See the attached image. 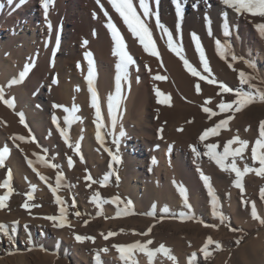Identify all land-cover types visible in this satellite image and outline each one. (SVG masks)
<instances>
[{
  "label": "rangeland",
  "instance_id": "rangeland-1",
  "mask_svg": "<svg viewBox=\"0 0 264 264\" xmlns=\"http://www.w3.org/2000/svg\"><path fill=\"white\" fill-rule=\"evenodd\" d=\"M241 17H243L242 19L247 18L246 20L250 19L257 25H264V16L244 12L241 13ZM226 28L230 31V29H235L236 25H227L222 29L220 27L215 32L222 36L223 33L225 34ZM209 31L210 29L204 26L200 31L202 34H200L199 30L194 31L193 27L188 28L183 23H181L179 33L176 25L171 29L173 40L182 45L185 58L201 75L207 76L208 73L204 72L200 64V57L196 52L195 45L192 39L191 41L189 39L192 38L191 34L194 32L200 34L199 42L211 69L209 78L214 77L217 83L210 84L207 80H201L199 76H193L192 84L188 86L189 89L191 88V93L185 94L179 92L174 81L170 83L171 87H158L151 81L153 73H148L150 68L146 67L147 63L143 65L142 71L140 70L142 75L141 73L138 75L141 78L146 77L147 83H150L136 89L131 99L134 100L131 101L132 108H126L129 110L126 112L130 117L129 125L126 128L130 129L132 126L133 130L131 133H124V144L119 142V163L113 162L109 152L105 151L107 148L113 154H117V145L113 143L115 138L106 121L107 97L114 94L115 88L101 84L102 78H99L96 84V90L100 93L98 94L100 102L104 104H100L104 123L101 136L106 142V146L104 142L101 145L97 141L101 146L100 151L103 150L101 152L103 155H100L103 163L94 161L93 165L90 153L80 140L79 156L64 143L57 124L61 129L67 127L71 144H75L77 141L73 131L62 120L57 119V124L52 123L54 100L42 99L37 95L41 88H44L43 78L38 81L39 84L27 88L30 89L27 96L36 98L33 104L27 103L26 97L21 98L19 93L16 96L17 100L10 97L13 88L15 90L17 85H13L11 88L6 85L13 78H18L19 73L24 69L25 59L23 58L25 62L22 59L21 66L13 68V71L9 68L5 71L6 73L0 70V87L5 88V98H13L15 104L14 108H9L0 102V148L8 147L12 160H17L18 164L23 166L22 168L21 165L19 166V172L20 170L24 172H20L19 176L16 175L13 165L8 160H5L4 166L0 167V184L8 177L9 169L12 173L9 179L11 193H8L7 188L0 187V196L7 193L6 207L0 209V222L6 224L10 229L7 236L0 233V264H98L97 257L99 264H125L113 245H127L136 241L144 243L147 240L153 241L148 246L151 249L157 248L160 244L171 249V254L176 257L175 264H188L190 258L192 264H264V223H261V220H264V200L260 198V190L264 188V175H257L255 171L244 175L242 177L244 192L241 193L233 185V181L236 179L235 173L222 171L214 161L203 154L207 151L205 148L207 143H215L216 151L223 152V145L228 140L239 137L241 140L248 141V146L244 150L243 159L236 158L237 166L241 170L245 165L253 169L260 168L259 162L252 159L251 148L260 138V122L264 121V102L256 101L240 112L230 110L222 113L217 105L221 100L230 103L235 98L231 93L222 92L219 83H223L233 90L240 87L248 90L247 85L241 86L238 79L239 72L244 71L246 74L256 76V79L251 81L255 86L252 91L255 92L256 89L264 90V75L260 72L259 65L253 64L254 70L248 68L243 62L247 60L243 54L237 55L241 59L232 63V68L226 61H221V65L216 62L212 50L213 32L211 31L210 35ZM243 41L247 44V41ZM162 44H164L165 53L170 52L165 40L161 41ZM170 53L175 55L173 52ZM176 58H178L181 67L187 70L182 64L183 61L178 56ZM78 59L84 62L83 58L66 60L65 65L72 63L67 66L68 72L77 71L80 61ZM114 73L110 74V78H115ZM54 74L52 72L49 76L51 82L57 76ZM173 84L175 85L173 86ZM196 85L200 86L199 92L196 91ZM140 88L142 89L140 90ZM154 89H159L163 96L158 98ZM170 90L173 95L170 94ZM106 91L107 93H105ZM46 92L48 93V91ZM120 95L121 100H124L123 89ZM165 96L169 98L168 103H158V99L162 100ZM136 104L142 105L143 114H140ZM78 107L79 113L76 115L82 116L83 124L87 125L88 123V126L96 129L93 122L95 110L91 104ZM104 107H107L106 110L102 109ZM204 107L210 108L216 114L209 119V113L203 111ZM17 113H23L27 127L19 122ZM39 113L44 118L42 130L32 119ZM229 116L233 118L229 120L227 128H221L218 135H209L203 143L199 141V136L205 129L214 127L220 120L227 119ZM46 119L49 120V129H45L47 127L44 125ZM52 128L56 134L53 140L55 143L50 142L47 138ZM17 136H23L25 140H16ZM17 145L19 146L17 147ZM170 145L171 147H169ZM190 145L196 147L200 153L199 156L192 152ZM239 146V144H233L230 147L237 148ZM158 147L169 149L165 151L170 152L173 161L170 162L169 167L159 168V170L152 162V158L159 151ZM259 151L262 150L258 149V153ZM129 152L132 158H128ZM34 153L43 156L46 163L55 164L58 167L52 168L46 166V163L36 162L37 156ZM71 156L72 159H75L72 160V166L69 167L68 158ZM231 159L229 157L226 163H230ZM28 160L33 161L32 167H29ZM33 167L36 172H33ZM198 167L210 177L211 185L219 201V211L224 215L223 223L212 215L210 197L200 179V173L197 172ZM37 172L43 175L46 180L42 181ZM57 172L63 173V180L61 187L57 190V196L64 201L65 218L71 227H54L55 222L44 218L53 215L60 216L59 209L62 205L55 203V197L49 188V185L56 186ZM105 175H108L109 179L102 187L99 181ZM86 176H91L92 179L86 180ZM127 178H131L133 182L141 185L144 184L146 197L142 198L140 195L138 200L131 193L125 192L123 186ZM32 185L35 186L34 191L31 190L30 186ZM89 185L91 186L89 187ZM178 185H183L187 191L190 210L185 207L177 191ZM30 191L32 199L28 198ZM96 193L99 194L102 201H111L113 197L118 196L123 203L119 205L111 202L102 203L101 207L97 208L91 199ZM129 200L132 202L131 212L134 214L117 216L118 209L122 211ZM25 202L29 205H39V207L25 209L22 207ZM153 204L156 205L155 215H145L146 212L153 211ZM253 204H255L260 219L252 218ZM165 206L169 209L167 214L161 211ZM76 212H79L80 215H75ZM98 212L102 214L98 215ZM186 213L194 219L182 220L181 217ZM13 221H18V223L13 225ZM205 224L216 227H205ZM12 228L15 230L11 231ZM149 228H151V232L147 236L142 235ZM109 232H114L116 235L105 240L104 236ZM75 235L90 236L95 239L94 242L91 240L77 242ZM208 237L218 242L220 247L217 248L215 244L209 245L210 255L205 257L200 249ZM105 248L108 249L107 252L101 251ZM193 254H195L194 257ZM134 259L136 264H149L148 258L143 253H135ZM152 264H174V262L162 254H157L153 258Z\"/></svg>",
  "mask_w": 264,
  "mask_h": 264
},
{
  "label": "bare ground",
  "instance_id": "bare-ground-1",
  "mask_svg": "<svg viewBox=\"0 0 264 264\" xmlns=\"http://www.w3.org/2000/svg\"><path fill=\"white\" fill-rule=\"evenodd\" d=\"M180 2L184 12L180 23L187 25L188 28L193 27L194 31L197 29L199 32L204 26L209 28V24L206 22L205 17L207 16L209 18L210 31L213 32L211 33L214 39L212 41L213 57L216 59V62L220 63L221 61H225L218 56L216 51V41L219 40L223 45L228 46L236 56L238 54H243L252 64L259 65V70L264 75V41L260 32L257 30L256 23L250 21V19L246 20L247 18L245 19V17L242 19L243 17H241V14H237L233 9L222 5L219 0H180ZM146 3H148L150 11L154 14L158 13L160 21L171 31L177 23L175 7L171 3V0H159L158 3L157 0H146ZM0 4L4 5V8L0 9V70L5 72L8 68L10 70L15 67L19 68L23 58L26 61L25 62L23 59L25 65H34L31 67V71L26 75V79L21 82L22 84H16L15 90L13 88L11 93L12 96L10 97H13L14 100H17L16 96L17 93H19L21 98L26 97L25 101L27 103L31 102V104H33L36 98L35 96L33 98L27 96L30 91V89L27 88L39 84L38 81L43 78L42 82L44 83V88H41V91H39L37 95L42 99L47 98L49 100H54L55 105H61L62 108L54 107L53 116H56L57 119L65 123L64 108L70 110L73 105L83 107L90 103V93L88 92L87 82L85 80L88 72V61L85 58V52H90L92 54L96 72L95 87L98 79L102 78L101 84H106L108 87L115 88V78H110V74L112 72L116 73L115 63L117 58L112 54L114 44L111 34L106 27L109 19L112 20L120 31L125 40L127 51L135 62L133 65L129 66V83L124 84L122 82V89L124 90L125 96L124 100H120L119 107L113 112V116L116 118L115 127H112L111 118H109L108 113L106 117L107 120L104 119V122L107 121L109 129L115 139L118 138L119 142L124 144L125 135L121 136V131H123V133H131L133 130L132 126L130 129L126 128L129 125L128 120H130L129 113L126 112V110L129 111L128 109L132 108L131 101L134 100L131 99L136 89L150 83H147L146 77H139L142 71L141 68L146 63V67L150 68L148 73H153V77L157 75L166 77L164 80H154L151 78V81L157 84L158 87H171L170 83L174 81L176 84L175 87L180 90L179 92H184L185 94L191 93V88L189 89L188 86L192 84L193 75L181 67L178 58H176L177 56H175L176 54H173V56L170 53L171 51L168 52L167 50L168 54L167 52L165 53V48L163 49L164 44H162V46L161 41H166L167 37L163 36L162 31L156 27L155 15L148 17L146 22L152 32V38L155 41L159 58L144 51L138 39L133 37L127 26L119 17V14L112 8L109 0H99V2L98 0H51L47 17H45L44 9L41 7V0H13L12 5H8L7 0H0ZM193 4H195L196 7H193ZM17 5L19 6L17 7ZM133 5L137 9V13L143 19V12L139 7V0H133ZM105 13H107V15H105ZM223 13H227L226 17ZM227 25H236V28L230 29V31L226 28V31H229L228 35L223 33L222 36H219L216 33L217 30H219L220 27L221 29L225 28ZM194 33L200 39V34L202 33ZM189 39L191 41L192 38ZM242 39L247 41V44H245ZM85 40L87 41L86 45L84 44ZM69 58L84 59V62L78 59L80 60L79 66L77 67L78 72L75 71L70 73L67 71V66L72 64L65 65L66 60ZM226 62H228L227 64H234L236 61L232 62L229 57ZM52 72L57 75L54 78L57 81L55 84H52L50 81L49 76ZM142 79L144 80L141 81ZM175 84H173V86ZM141 89L142 88H140V90ZM46 91H48V93ZM105 93H107V91ZM138 98H140V96H138ZM104 99H106V96H104ZM137 106L135 107L136 109ZM106 108L104 107L102 109L106 110ZM81 110L80 108V111ZM138 110L140 114H143L142 105L138 106ZM81 118L82 116L80 120L74 122V125L71 123L67 126L73 131L74 138L80 140L90 153V160L93 165L96 161L100 163L102 161V156L100 155L103 150L100 151L99 149L101 146L97 143L96 129L88 126V123L87 125L83 124ZM32 119L37 123V127L42 130L44 118L41 116V113L34 116ZM48 122L49 120L46 119L44 125H47V127L45 129H49ZM55 135L54 129H50L49 137H47L50 142H53ZM104 145L106 146L105 141ZM158 149V153H155L156 156L153 155L154 157L152 158V160H155L154 164L157 170H159V168L169 167L172 158L170 152L165 151L169 149L163 147H158ZM127 155L128 158H132L130 152ZM5 160L11 162L16 175L19 176L21 172V170L19 172V166L21 164H18L17 160H12L10 151ZM22 167L21 165V168ZM123 190L131 193L137 197L138 200L140 199V195L144 198L147 194L144 184L141 185L135 181L133 182L131 178H127Z\"/></svg>",
  "mask_w": 264,
  "mask_h": 264
},
{
  "label": "snow or ice",
  "instance_id": "snow-or-ice-1",
  "mask_svg": "<svg viewBox=\"0 0 264 264\" xmlns=\"http://www.w3.org/2000/svg\"><path fill=\"white\" fill-rule=\"evenodd\" d=\"M50 2L51 0H41V7L44 9L45 17H47L48 15ZM109 2L112 8L115 10V12L119 14V17L122 19L123 23L127 26L128 30L131 32L133 37L138 39L140 45H142L145 52L149 53L152 56L159 58V53L156 48L155 41L152 38V32L146 22L148 17L155 15L156 27L162 31L163 36L167 37V40H166L167 47L169 48L171 52L175 53L183 61L184 67L193 76H199L201 80H207L208 83L210 84L217 83L214 77H212L211 79L209 78L211 76V69L209 67V64L202 50V46L199 42V38L197 37L195 33L191 34L192 41L195 45L196 52L199 54L200 64L202 65L203 70L205 73H208L207 76L201 75L200 72H198L196 68H194L190 64V62L185 58L182 45L177 44L173 40L172 32L165 25H163V23L160 21L158 13L154 14L152 11H150L149 5L148 3H146V0H139V7L143 12V17H144L143 19L137 13V9L133 5V0H109ZM158 2L159 0H157V3ZM219 2L222 5L226 6L227 8L233 9L237 14L247 12L253 15L264 16V0H219ZM171 3L175 7V14L177 17L176 29H177V32L179 33L181 30L180 22L184 14L183 7H182L180 0H171ZM7 4L12 5L13 0H7ZM18 6L19 5H17V7ZM193 7H196V5L193 4ZM3 8H4V5L0 4V9H3ZM105 15H107V13H105ZM223 15L226 17L227 13H223ZM205 20L209 24V29H210V20L207 16L205 17ZM106 27L111 34V38L114 44L112 54L113 56L117 58L116 63H115V70H116L115 92L114 94H111L107 97L108 116L109 118H111L112 127L114 128L116 125V118L115 116H113V110L119 107L120 100H121L120 94L122 91V82L124 84L129 83V66L133 65L135 62L132 56L127 51V46H126L123 36L121 35L120 31L118 30V28L112 22L111 19L108 20ZM257 29L260 32L261 36L264 37V25H257ZM209 34L211 35V31H209ZM225 35H228L227 31H225ZM84 44L85 45L87 44L86 40L84 41ZM216 51H217L218 56L222 60H225V61H227L229 57L231 58L232 62H235L238 59H241L237 57L228 46L223 45L221 41L219 40L216 41ZM84 55L88 61V72H87V76L85 77V80L87 82L88 92L90 93V104H91V107L95 110V113H94L95 119L93 122L96 125V139L97 141L101 143V145H103L104 141L101 136V129L104 127V123H103V118L101 114V106H100L101 102H100V98L98 96V92L95 87V75H96L95 66H94V62L92 59V54L90 52H85ZM243 62L248 68H251L254 70L255 66L250 61L244 60ZM33 66L34 65L26 64L24 66V69L19 73L18 78H13L12 80H10L7 84V87L11 88L13 85L21 83L24 77L30 72L31 67ZM229 67L232 68L233 64L229 63ZM153 79L154 80H164L166 79V77L162 75H157V76H154ZM238 79H239V83L241 86L247 85L248 90H245L244 87H240L237 90H233L227 87L225 84L219 83V88L222 92L231 93L235 97L230 103H225L223 100H221V102L217 105L220 112L223 113V112H228L230 110L234 112H240L241 110L245 109L247 106L251 105L252 103L256 101L264 102V90L256 89L255 92L252 91V89L255 86L251 83V81L256 79V76L254 74L249 75V74H246L244 71H240L238 74ZM55 83H57V81L53 79L52 84H55ZM154 91L158 98L163 96V93H161L159 89H154ZM196 91L197 92L200 91L199 85L196 86ZM168 100L169 98L165 96L162 100L158 99V103H168ZM0 102H2L4 105H6L9 108L15 107L13 99L5 98V88L4 87H0ZM53 107L62 108L61 105H53ZM63 111L65 113H68V115H65L64 117L66 125H70L71 123L80 120V117L75 115L79 111V108L77 106L73 105V107L70 110L67 108H64ZM203 111L206 113H209V119H211L212 115L216 114L212 112V110L208 107H204ZM17 115L19 116V122L21 124H25L23 113H17ZM232 118H233L232 116H229L227 119L220 120L218 123L215 124L214 127L205 129L199 136V141L203 143L209 135H213V136L218 135L219 130L221 128H227L228 122ZM52 123L57 124L56 116L52 117ZM25 127H27L26 124H25ZM57 128L60 133V136L64 140V143L67 144L68 147L71 148L73 152H75L76 155L79 156L80 155V141L77 140L75 144L69 143L67 127L61 129L59 128V125L57 124ZM120 135L121 136L124 135L123 131H121ZM15 139L24 141L25 137L17 136L15 137ZM113 143L117 145V154H113L107 148L105 149V151L109 152V155L111 156L113 162L119 163L120 157L118 155V152H119L118 138L114 139ZM233 144H239L240 146L237 148H231L230 146ZM18 146L19 145H17V147ZM247 146H248V141L241 140L239 137H233L232 139L228 140L223 145V152L216 151L217 145L215 143H207L205 144V148L207 149V151L203 153L205 156L209 157L210 160L214 161L215 164L222 171L235 173L236 179L233 181V185L234 187L238 188L241 193L244 192V187L242 184V177L244 175L252 171H255L257 175H264V121L260 122V138L256 140L255 144L251 148L252 159L253 161L259 162V165H260L259 169H253L245 165L243 170H241L237 166L236 158L239 157L243 159V153H244L245 148H247ZM169 147H171V145ZM189 147L191 148L192 152L195 155L197 156L200 155V153L197 151L195 146L190 145ZM258 149L262 151H259L258 153ZM8 154H9L8 147L5 146L3 148H0V167L4 166L5 159L8 156ZM34 155L37 156L36 162L42 163V164L46 163L43 156H39L35 153ZM229 157L232 158L231 162L226 163ZM153 163H155V160H153ZM28 165L29 167H32L33 161L28 160ZM46 166L52 167V168L58 167L57 165L51 164V163H46ZM68 166L69 167L72 166L71 157L68 158ZM32 170L33 172H36V169L34 167L32 168ZM197 172L200 173V179L202 180L204 187L208 191V195L210 197V204L212 207V215L216 216L220 220V222L223 223L224 215L223 213L219 211V208H218L219 201L216 197L215 190L213 189L211 185L210 177L205 175L200 170L199 167L197 168ZM11 175H12L11 169H9L8 177L4 180L2 184H0V187H4L8 189V193H11L12 191L9 185V179ZM37 175L42 181L46 180V178L43 175H40L39 172H37ZM85 179L91 180L92 178L91 176H86ZM108 179H109L108 175H105L103 179L99 181L102 187L105 186V183L108 181ZM62 180H63V173L57 172L56 186L52 187L51 185H49L50 191L52 192V195L55 197V203L58 205H62L59 209L60 216L58 217V216L53 215V216L44 217L47 220L55 222L53 224L54 227H61V228L65 226L71 227V225L67 223L66 218H65L66 217V207L63 206L64 201L61 199V197L57 196V190L59 187H61ZM93 183H96V181H93ZM90 186L91 185H89V187ZM30 187L32 191L35 190L34 185ZM177 191L181 199L183 200L185 207L190 210L191 206L188 203V196H187L186 189L183 187V185H178ZM28 198L32 199L31 191L28 194ZM260 198L264 200V188L260 190ZM6 199H7V193L3 196H0V209H3L4 207H6L5 205ZM91 199H92V202L96 204L97 208H100L102 203L111 202L117 205H119L120 203H123L118 196L113 197L111 201H102L100 200L98 193L94 194ZM22 207H24L25 209H28L30 207H39V205H36V204L29 205L27 202H25L22 205ZM152 208H153V211H148L145 213V215L154 216L155 215L154 210L156 208V205L153 204ZM131 209H132V202L129 200L125 204V207L122 211L118 209L117 216L134 214L131 212ZM161 211L162 213L167 214L169 212V209L165 206ZM97 214L99 215L102 213L98 212ZM75 215L79 216L80 213L76 212ZM251 215L253 219H260V217L257 215L255 204L252 205ZM181 219L182 220L194 219V217L186 213L184 216L181 217ZM12 223L13 225H15L18 223V221H13ZM261 223H264V220H261ZM85 224H87V221H85ZM204 226L205 227H216L215 225H208V224H205ZM14 230H15L14 228L11 229V231H14ZM230 230L235 231L236 229H230ZM150 232H151V228H149L146 232L142 233V235L147 236ZM0 233L6 236L9 235L10 233L9 227L3 222H0ZM114 235H116V233L109 232L106 236H104V239L107 240L109 237L114 236ZM94 239H95L94 237H90V236L75 235V240L77 242H84L85 240H91L94 242ZM152 243H153L152 240H147L144 243H141L140 241H136L132 244H127V245H113V247L119 253L120 259L125 261V264H136L134 256H135V253L137 252L143 253L148 258L149 264H152V260L157 254H162L163 256L167 257L169 260L173 261L175 264L176 257L171 254V249L167 248L164 244H160L157 248L151 249L148 246L151 245ZM213 244H215L217 248L220 247L219 243L214 241L211 237L206 238L203 247L200 249V251L205 255V257L210 255L208 248H209V245H213ZM101 251L107 252L108 249L107 248L101 249ZM194 256L195 254H193V257ZM97 261L99 264L98 257H97ZM188 264H192L191 258L189 259Z\"/></svg>",
  "mask_w": 264,
  "mask_h": 264
}]
</instances>
